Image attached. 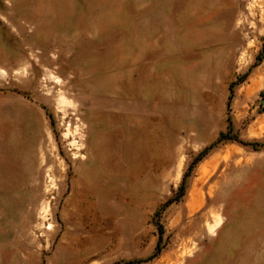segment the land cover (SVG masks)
<instances>
[{"label":"rangeland","instance_id":"1","mask_svg":"<svg viewBox=\"0 0 264 264\" xmlns=\"http://www.w3.org/2000/svg\"><path fill=\"white\" fill-rule=\"evenodd\" d=\"M263 101L264 0H0V264H264Z\"/></svg>","mask_w":264,"mask_h":264},{"label":"trees","instance_id":"2","mask_svg":"<svg viewBox=\"0 0 264 264\" xmlns=\"http://www.w3.org/2000/svg\"><path fill=\"white\" fill-rule=\"evenodd\" d=\"M232 97H233V91H232V87H230V97H229V103H228V106L230 105V102H231V100H232ZM229 130H230V127H229ZM224 136H226V135H223V134H221L220 135V137H219V139H218V141L215 143V144H212L210 147H208V148H206L200 155H199V157H198V159H202L215 145H217L220 141H221V139L224 137ZM162 236H163V234H161V236H160V240L162 239ZM158 255V253H156L155 254V256H157ZM129 264H136L135 262H132V263H129Z\"/></svg>","mask_w":264,"mask_h":264},{"label":"water","instance_id":"3","mask_svg":"<svg viewBox=\"0 0 264 264\" xmlns=\"http://www.w3.org/2000/svg\"><path fill=\"white\" fill-rule=\"evenodd\" d=\"M263 105H264V101H263Z\"/></svg>","mask_w":264,"mask_h":264}]
</instances>
